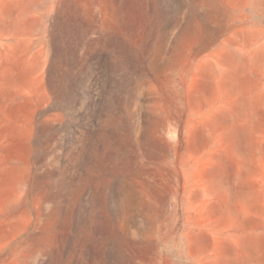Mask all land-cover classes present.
<instances>
[{"label": "rangeland", "instance_id": "374dc122", "mask_svg": "<svg viewBox=\"0 0 264 264\" xmlns=\"http://www.w3.org/2000/svg\"><path fill=\"white\" fill-rule=\"evenodd\" d=\"M0 264H264V0H0Z\"/></svg>", "mask_w": 264, "mask_h": 264}]
</instances>
